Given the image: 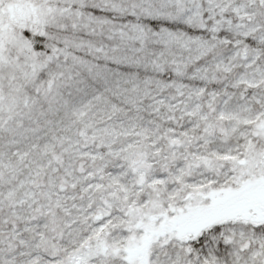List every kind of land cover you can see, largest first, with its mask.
I'll return each instance as SVG.
<instances>
[{"label":"snow or ice","instance_id":"1","mask_svg":"<svg viewBox=\"0 0 264 264\" xmlns=\"http://www.w3.org/2000/svg\"><path fill=\"white\" fill-rule=\"evenodd\" d=\"M0 264H264V0H0Z\"/></svg>","mask_w":264,"mask_h":264}]
</instances>
